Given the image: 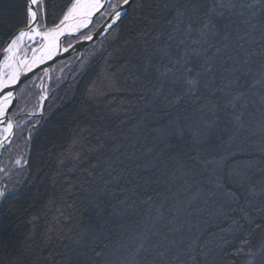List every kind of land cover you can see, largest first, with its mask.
Segmentation results:
<instances>
[{
	"label": "trees",
	"instance_id": "obj_1",
	"mask_svg": "<svg viewBox=\"0 0 264 264\" xmlns=\"http://www.w3.org/2000/svg\"><path fill=\"white\" fill-rule=\"evenodd\" d=\"M73 2L45 0L46 14L50 9L58 23ZM158 3L134 0L107 36L57 62L47 84L49 98L42 116L30 113L38 107L43 73L19 91V103L10 117L16 134L2 155V162L8 160L10 166L0 177V190L5 193L0 200V264H134L131 252L138 246L137 237L151 226L161 201L165 216L154 230L167 231L168 208L175 205L180 219L188 222L185 227L198 225L201 244L214 249L204 264H233L230 253L236 243L226 246L223 257L215 250L217 234L226 221L220 218V201L212 196L208 180L211 170L203 161L219 159L229 150L237 153L239 161L259 159V153L251 149L259 137L237 134L223 114L212 126L214 118L200 119L202 114L192 103L173 107L164 116L145 108L138 94L150 85L134 82L132 73L149 46L146 41L165 28ZM24 8L25 0H0V54L10 33L23 21ZM105 20L91 26L92 33ZM177 116L180 125L186 123L185 116L191 117L195 128L208 133L207 142L193 145L187 133L183 140L169 138L165 130ZM96 137L107 145L123 144L126 155L114 174L122 179L115 180L105 171L102 161L111 153L107 148L96 151ZM133 152L135 156L128 160ZM77 153L82 156L78 167ZM13 156L22 164L13 165ZM150 160L158 165L155 175L141 168L137 176L136 165ZM98 163L99 167H93ZM223 175L224 187L239 195L228 182L227 168ZM260 238L258 231L250 234L254 247ZM137 260L146 264L143 255ZM235 264H243V258Z\"/></svg>",
	"mask_w": 264,
	"mask_h": 264
},
{
	"label": "snow or ice",
	"instance_id": "obj_2",
	"mask_svg": "<svg viewBox=\"0 0 264 264\" xmlns=\"http://www.w3.org/2000/svg\"><path fill=\"white\" fill-rule=\"evenodd\" d=\"M132 2L134 0H74L57 23L50 9L46 14L45 0H25L23 21L3 46L4 66H15V69L0 74V148L7 150L12 142L15 125L10 109L16 93L22 91L16 85H26L31 80L29 73L35 75L34 68L47 76L52 70L49 62L54 63L64 54L78 53V45L93 40L89 25L97 27L99 21L106 18L101 28L118 26ZM157 10L165 28L156 32L151 41H146L149 46L138 57L132 73L134 82L146 81L150 85L138 97L142 98L146 109H154L160 116L170 114L173 107L192 103L202 114L200 119L205 115L214 118L212 126L218 124L223 114L237 134L245 132L259 137V143L251 145L252 152L259 153V159L239 161L237 153L229 150L227 155L203 161V164L211 170L210 190L220 201V218L226 221L217 234L215 250L223 257L226 246L236 243L230 253L233 264L239 258H243V264H253L256 260L264 264V0H159ZM97 14L99 17L94 21ZM25 40L29 44H25ZM28 51L34 53L31 59L27 57ZM42 65L46 66L41 68ZM21 76L25 77L24 81ZM45 99L46 95L40 97L41 111ZM184 119V125L178 123L179 116L170 120L165 134L183 140L187 133L193 145L207 142L208 133L195 128L191 117ZM36 123L38 120L33 121L34 126ZM96 139L97 152L107 148L111 153L102 161L105 171L115 180L122 179L114 174L116 165L123 163L122 157L126 155L123 144L107 145L99 142L100 137ZM232 139L230 137L229 142ZM134 156L133 152L127 159L132 160ZM74 160L78 167L82 156L77 153ZM93 167H99V163ZM157 167L151 160L137 164L136 175H140L141 168L155 175ZM225 168L228 182L235 185L239 195L224 187ZM128 182L134 181L129 179ZM4 197L5 193L0 191V198ZM148 201L151 202V196ZM164 207L165 202L161 201L151 226L137 237L138 246L131 252L134 264H139L137 257L141 255L146 264H204L214 249L201 244L198 225L185 227L188 222L180 219L181 211L175 205L168 208L171 217L164 225L167 231L154 230L164 219ZM257 231L261 238L254 247L250 234Z\"/></svg>",
	"mask_w": 264,
	"mask_h": 264
},
{
	"label": "water",
	"instance_id": "obj_3",
	"mask_svg": "<svg viewBox=\"0 0 264 264\" xmlns=\"http://www.w3.org/2000/svg\"><path fill=\"white\" fill-rule=\"evenodd\" d=\"M132 4H133V2L128 6L126 14L129 12V9H130V7L132 6ZM126 14L124 15V17L126 16ZM98 16H99V14H97V16L93 17V20H95V18L98 17ZM124 17H123V18H124ZM62 19H63V18H62ZM105 24H106V20H105V22L102 24V26L105 25ZM91 26H92V25H89V28H91ZM115 26H116V25H114L113 28H114ZM113 28H112V29H113ZM112 29H108L106 26H105V27H102V28L99 27L95 32L92 33V35H93V40H92V41H85V42H83L82 45H78V46H77V47L80 48V51H79L78 53H82L83 50H84L87 46H89L90 44L96 42L97 40H100V39L104 38L105 36H107V35L109 34V32H110ZM87 31H88V29H82V30H81V32H87ZM33 54H34V53L31 52L28 58L31 59V57L33 56ZM35 54L37 55L38 52L35 53ZM74 54H77V52H72L71 54H64L61 58H58L54 63H53V62H49V64H50L51 67H52V66H54L57 62H59V61H61V60H64V59H67V58L73 56ZM2 61H3V51H2L1 54H0V64L2 63ZM45 66H46V65H42L41 68H43V67H45ZM21 71H23V68L21 69ZM33 72H34L35 75H36V74H38L39 72H43V71H41L40 69L34 68V69H33ZM50 73H51V70H50V72H49V74H48L47 76L43 75V78H42L41 83H43V80H44L46 77H49V76H50ZM43 74H44V73H43ZM29 75L31 76V79L35 76V75H33L32 73H29ZM21 80L24 81V80H25V77H24V76H21ZM16 87H17V88H22L23 85L18 84V85H16ZM17 101H18V92L16 93V96H15L14 101H13V108L10 109V112H12L13 109L16 107V105H17ZM47 101H48V97H47V99H45V100L43 101V111H41V107H40V114H39V116H42V115H43V113H44V109H45V106H46ZM12 121H13V120H12ZM13 123H14V125H15V122H14V121H13ZM15 129H16V125H15V127H14V133H15ZM14 133H13V137H12V139L14 138ZM3 151H4V149L0 148V158H1V156H2V152H3ZM17 169H19V168H17Z\"/></svg>",
	"mask_w": 264,
	"mask_h": 264
},
{
	"label": "rangeland",
	"instance_id": "obj_4",
	"mask_svg": "<svg viewBox=\"0 0 264 264\" xmlns=\"http://www.w3.org/2000/svg\"><path fill=\"white\" fill-rule=\"evenodd\" d=\"M99 17V16H98ZM98 17H96L95 19H98ZM29 53H30V51H28L27 52V57L29 56ZM53 67V66H52ZM52 67H51V69H52ZM51 72H52V70H51ZM39 73H41V72H39ZM43 73V72H42ZM43 75L44 74H42V78H43ZM50 75H51V73H50ZM42 78H41V81H42ZM41 81H40V83H39V90H40V92H41V96L42 95H46L48 98H49V96H48V87H47V84H48V82L50 81V76L49 77H46L44 80H43V83H41ZM24 86V85H23ZM19 93V92H18ZM14 110V109H13ZM32 113H34V115L33 116H38L39 115V113H40V99H39V103H38V107L35 109V110H33V112ZM15 122V121H14ZM24 124H27V121L26 120H24ZM15 125H16V123H15ZM15 134H16V129H15V133H14V136H15ZM12 141H13V139H12ZM12 143V142H11ZM11 145V144H10ZM9 145V146H10ZM8 146V147H9ZM4 152V151H3ZM3 152H2V155H3ZM15 156H13V158H14ZM4 159V158H3ZM3 159H2V156H1V158H0V177L9 169V166H10V161H4V162H2L3 161ZM17 161H19V163H17ZM13 162V165L15 164V165H21L22 164V159H20V158H18V157H15V159L12 161ZM4 178H6V177H4ZM0 191H2V190H0ZM0 200H1V198H0Z\"/></svg>",
	"mask_w": 264,
	"mask_h": 264
},
{
	"label": "bare ground",
	"instance_id": "obj_5",
	"mask_svg": "<svg viewBox=\"0 0 264 264\" xmlns=\"http://www.w3.org/2000/svg\"><path fill=\"white\" fill-rule=\"evenodd\" d=\"M68 23H71V21H69ZM82 29H80V31H81ZM25 44H29V42L27 41V40H25V42H24ZM24 45H22V47H23ZM30 53H31V51H30ZM30 53H29V55H30ZM39 54V53H38ZM37 54V55H38ZM29 57V56H28ZM15 69V66H13V68H8V67H5L4 66V60L2 61V63L0 64V74H4V73H6V72H11V71H13ZM22 69V66H21V68H20V70ZM0 127H2V126H0Z\"/></svg>",
	"mask_w": 264,
	"mask_h": 264
}]
</instances>
